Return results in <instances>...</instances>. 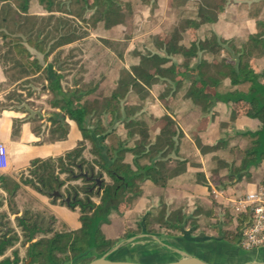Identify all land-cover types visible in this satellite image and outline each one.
<instances>
[{"label": "trees", "instance_id": "1", "mask_svg": "<svg viewBox=\"0 0 264 264\" xmlns=\"http://www.w3.org/2000/svg\"><path fill=\"white\" fill-rule=\"evenodd\" d=\"M140 1L147 3L148 0ZM195 1L196 17L180 19L170 32L157 39L156 50L140 54V65L134 68V76L121 69L109 96L89 100L97 86L80 85L75 81L66 89L62 84L63 71L67 69L64 65L71 57L69 54L62 58L63 41L75 40V32L72 28L67 30L69 23L63 16L81 19L92 30L102 25L109 31L123 26L133 17V4L123 0H38L49 16L46 24L37 29V18L30 14L29 0H0V65L4 74L15 71L18 82L30 85L29 96L36 93L32 85L42 80L47 82L45 91L52 96L49 105L53 111L47 119L52 139L64 141L67 138L68 120L75 122L81 133V140L74 148L57 157L33 159L15 179L0 174V189L6 194L9 209V213L0 215V264H25L17 250H13L12 256H6L20 240L10 226L9 214L17 213L15 197L22 185L47 196L52 204L77 211L81 223L78 230L56 231L51 227L53 217L46 223L40 213L29 210L16 216L23 241L29 244L27 256L33 260L31 264H88L96 258L90 255L100 257L117 244L102 233L101 227L111 222L112 213H123L120 208L125 206L131 194L137 198L146 182L166 187L170 179L184 173L187 165L195 162V158L180 157L184 134L168 115L146 117L142 108L127 104L130 93L137 88L143 89L138 81L148 87L163 84L165 90L159 99L166 108L170 109L166 96L184 89L183 98L190 100L205 115L215 112L217 104H224L230 108L228 124L239 118L238 112L258 121L254 131L235 130L238 135L248 138L250 145L241 150L240 164L229 167L230 180L249 175L252 167L264 162V69L252 70L241 63L246 55L252 58L264 56V32L252 34V48L237 46L233 40L215 33L204 41L186 45L185 33L203 23L214 22L228 4V0ZM158 2L152 1L151 10ZM56 12L60 15L55 16ZM31 18L33 22L26 28ZM53 19L57 21V27L51 26ZM48 27L51 30H47ZM179 59L185 64H179ZM140 92L139 99L145 100L149 92ZM5 110L25 112L0 106V111ZM24 123L29 121L22 116L13 119V136L20 133ZM118 126L123 128V133H119ZM159 127L162 130L155 138L152 132ZM166 128L172 129L167 139H163ZM32 131L41 137V127ZM195 143L202 154L224 152L230 145L222 140L213 146H204L198 137H195ZM170 163L174 165L170 166ZM218 171L219 165L212 171V176ZM55 192L60 196L54 197ZM1 196L2 205L5 198ZM66 198L70 200L67 202ZM151 215V212L146 213V231ZM208 216L213 217L212 210ZM5 218L7 222L3 221ZM187 220L183 214L168 215L161 227L168 233L181 232V228L186 229ZM193 225L198 228L196 222ZM241 226L239 223L235 230H225L220 225L214 230L222 241L239 246ZM141 232L142 225L139 224Z\"/></svg>", "mask_w": 264, "mask_h": 264}, {"label": "rangeland", "instance_id": "2", "mask_svg": "<svg viewBox=\"0 0 264 264\" xmlns=\"http://www.w3.org/2000/svg\"><path fill=\"white\" fill-rule=\"evenodd\" d=\"M123 1L133 4L134 15L132 18H129L123 26L115 27L109 31L105 30L102 25L92 30L91 27L81 19L68 15L63 16L69 23L67 30L72 28L75 32L74 41L70 43H65V41H63L64 53L62 58L69 54L71 55L68 62L64 65L67 68L63 71L65 78L62 84L64 88H70L75 81L80 85H90L89 87L95 85L97 89L88 99H104L113 91L119 72L121 69H124V65L130 67L134 62L140 60V54L154 51L153 45L151 44L154 32H170L180 19L190 18L196 14L195 0H187L186 2L171 0L169 6L166 4L164 6L165 2L159 0L160 2H158L154 10H151V3L153 0H148L147 3H143L140 0ZM29 2L30 14L37 18V29L41 28L43 24H46L49 14L39 5L38 0H29ZM246 7L248 8V6ZM257 8V5L253 6L251 9L252 13L257 10ZM59 15L58 12L55 13V16ZM31 22H33L32 18L26 25V28H29ZM57 25V21L53 19L51 26L57 27ZM47 30H51V27H48ZM257 31L264 32V26L260 27ZM133 40L136 41L133 42ZM184 43L187 45L188 39L185 38ZM15 77V71L9 72L8 75L4 74L0 65V106L25 111L14 113L28 120L32 129L41 127V137L43 141L51 139L52 136L48 132L50 123L47 119L53 111L49 105V100L52 96L49 92L45 91L46 88L42 89L46 87L47 82L42 80L32 85L31 87L36 93L29 96L30 85L18 82ZM141 90L147 89H135L134 92L127 96V104L129 106L133 105L136 108H142V113L146 117H155L159 115L160 112L155 111L156 101L153 96L162 94L165 90V86L156 85L152 87V93L149 92L145 100L139 99V96L142 94L140 92ZM181 94L182 92L175 100H171L166 96V100H168L167 102L172 110L171 112H175L177 109L178 112L179 109H189V104L188 106L182 105V108H177L179 104H183L181 101ZM229 127L232 129V133L227 131ZM171 129L172 128L165 129V133L162 137L163 139H167ZM161 130V127L153 130L152 136L155 138L158 137ZM118 131L119 133L124 132L121 126H118ZM245 131L247 130L244 129L241 132ZM221 132V139L228 141L230 145L224 152L219 153V157H215L216 162L218 161L217 163L215 162V169L212 166L209 168V172H207L208 176H210L212 168L216 170L217 165H219L218 174L210 178L216 182V184L212 182L215 189L224 192L223 197L216 198L210 186L209 190H207L208 192L201 194L199 197H187L184 194L179 195L175 193L172 194L171 199L166 202L164 195L157 194L154 206L147 211V213L151 212L153 215L150 216L151 221L148 228L149 230L146 231L149 237L141 238L126 244L118 251L111 254L110 258L112 260H131L140 261L143 264H161L175 261L180 258L179 254L173 251L174 249L189 248L188 250H191L189 251L190 255L198 257L209 264H245L254 261L255 256L253 254H255V252H247L239 246L222 241L214 228L221 225L225 230L236 229L237 215L230 208L228 198L234 195L232 192L235 193V197L242 192L254 189L256 185L264 184V162L257 167H252L249 175L242 178L236 176L233 177V180H230L228 178L230 175L229 167L231 165L240 164L242 158L241 150L247 148L250 142L248 138L238 135V133L233 130L232 124H221ZM240 178L241 180H239ZM203 181V178L200 176L196 177V182L200 187L208 186L206 180L205 183ZM144 194H146V192H142L137 198L134 197V194H131L125 206L120 208L123 213L121 215L117 214L118 217H120L119 220L116 218L118 221H115L113 225L109 226L108 224H104L101 227L102 233L107 238L113 239L118 244L129 237L142 233H139V224L142 223L144 216L146 218V213L132 217L131 212L138 206L137 202ZM1 197L0 195V200ZM96 202H98L97 199ZM2 204L3 205L0 204V215L4 212L9 213L4 206L5 202H2ZM211 210L213 217L209 218L208 214ZM196 212H198L197 215ZM182 214L188 218L186 229L183 227L185 231H191L193 237H213L215 238L214 242L197 246L189 242L186 244L183 242L184 238L182 232L168 233L166 229L161 227L164 218L168 215L177 216ZM41 215L46 218V223L51 220V216L47 214ZM15 217L14 215H9L10 226L19 235L20 240L12 249L6 252V256H12L13 250H17L22 257V262L26 263L29 260V257L26 255L29 244L24 243L22 231L17 227ZM230 218L232 221L229 222ZM3 221L7 222V219L5 218ZM193 221L196 222L198 228L196 227L195 229ZM51 227L59 231L54 222ZM129 232L130 234H128ZM10 234L13 233L11 232ZM150 235L156 236L163 244L170 246L171 250L162 246L158 241L151 238ZM50 236L51 234L49 237ZM201 246L214 249L209 252L204 250V248L201 249ZM90 256L98 257L96 255ZM32 261L31 259L29 264H31ZM262 261H264V259ZM68 264H80V262Z\"/></svg>", "mask_w": 264, "mask_h": 264}, {"label": "crops", "instance_id": "3", "mask_svg": "<svg viewBox=\"0 0 264 264\" xmlns=\"http://www.w3.org/2000/svg\"><path fill=\"white\" fill-rule=\"evenodd\" d=\"M165 2L169 6L171 0H160ZM159 1V2H160ZM228 4L225 10L217 15V18L214 22H206L197 27L196 29L185 33L184 37L188 39L189 42L193 41H204L211 33L217 34L219 37L233 40L237 46L246 45L249 48H252L251 36L254 33H257L260 27L264 26V1L259 0H228ZM256 3V4H255ZM257 5V10L253 13L251 11L252 7ZM248 6V8L246 7ZM263 8V9H262ZM170 9V8H169ZM196 14L190 18H195ZM168 31L161 32L157 31L153 33L152 45L153 49L156 50L155 44L157 39L167 33ZM111 33V32H110ZM136 40H133V42ZM231 52V49L229 50ZM179 64L184 65L185 61L182 59L178 60ZM242 66L251 67L252 70H257L258 68L264 69V56L258 57H242ZM140 65V60L134 62L130 67L124 65L126 69L132 76L134 68ZM141 86L147 89L148 92H151L152 87L156 85H162L161 83L154 84L152 86H146L141 81H138ZM181 94L183 104H179L177 108H182V105L189 106V109L183 110L179 109V112H171L172 110L166 108L164 104L160 101L159 96L155 97V111L160 112L159 115L155 117H162L163 115H168L177 125V127L184 134V142L181 144L180 157L183 158H195V162H190L187 165V170L179 174L178 176L169 180L166 187H157L150 182H146L142 186V192L146 194L142 195L137 204L138 206L132 210V217L140 216L141 214L147 213L154 206L156 196L164 195L166 201L171 199L172 194H184L187 197H199L201 194L208 192L209 186L212 189V192L215 189L213 186L212 171L210 176H208L209 168L214 167L216 158L219 157V151L208 152L202 154L196 146L195 137H198L201 143L204 146H213L217 142L222 141L221 139V124L230 122V108L224 104H217L214 109L215 112L210 114H203L200 109L193 105L190 100L183 98L184 89L178 91L174 95L168 97L171 100L178 98V95ZM180 97V98H181ZM173 109V108H172ZM175 109V108H174ZM2 112V113H1ZM14 111H0V142L3 143L7 148V160L8 164L5 168L0 169V174H4L9 178H16L17 174L27 168L30 162L36 158H48V157H57L62 155L68 150L74 148L78 141L81 140V133L75 122L68 120L69 123V133L67 138L64 141H57L54 139L42 140V137H38L33 133V129L30 123H24L21 126L20 133L17 136H13V119L19 117ZM239 118L232 123L233 130L243 131L251 130L254 131L258 128V121L252 119L249 115L238 112ZM232 128V126H231ZM230 127L227 129L229 133H232ZM219 159V158H217ZM218 162V161H217ZM216 162V163H217ZM174 163H170V166H173ZM215 169V167H214ZM208 171V172H207ZM200 176L203 178L204 183L208 186L200 187L196 182V177ZM0 195H3L5 200L4 206L6 210L8 209V204L6 201V194L0 189ZM173 197V196H172ZM185 197V196H184ZM162 198V197H161ZM192 199V198H188ZM160 200V199H159ZM3 205V204H2ZM15 209L17 212L14 216H21L24 211L29 210L37 212L40 214H47L54 218V223L57 230H78L81 227L79 221V213L77 211H72L65 206H60L52 204L50 199L42 195L28 186H21L16 197H15ZM10 215V214H9ZM116 218H119L118 215L114 212L111 215V222L109 226L113 225L115 221H118ZM14 219V218H12ZM207 237L202 243H191L192 245H204L205 243H213V237ZM111 239V238H110ZM187 244V240H183ZM194 245V246H195ZM202 247V248H201ZM200 248L207 251H211L214 248H205L201 246ZM188 254L189 248H178ZM253 254L255 256L254 261L264 262V249H259ZM27 255V254H26ZM20 256V254H19ZM21 262L22 257L20 256ZM23 263V262H22Z\"/></svg>", "mask_w": 264, "mask_h": 264}, {"label": "built area", "instance_id": "4", "mask_svg": "<svg viewBox=\"0 0 264 264\" xmlns=\"http://www.w3.org/2000/svg\"><path fill=\"white\" fill-rule=\"evenodd\" d=\"M7 148L0 142V169L7 166ZM215 197H223V191H213ZM234 195L235 193L232 192ZM228 198L230 208L237 215L236 224L240 227L239 247L251 252L264 249V185Z\"/></svg>", "mask_w": 264, "mask_h": 264}, {"label": "water", "instance_id": "5", "mask_svg": "<svg viewBox=\"0 0 264 264\" xmlns=\"http://www.w3.org/2000/svg\"><path fill=\"white\" fill-rule=\"evenodd\" d=\"M44 88L45 87H43L42 89H44ZM98 183H100V180H98ZM53 195H54V197L60 196L59 192H55ZM66 200L68 202L70 199L66 198ZM144 222H145V217H143L142 223H141V225H142V233L141 234L129 237L125 241H122V242L116 244L113 248L108 250L105 254H103L102 256H100L98 258L93 259L88 264H143V263L138 262V261H125V260L124 261H116V260L110 259V256H111V254L118 251L120 248H122L126 244L132 243L133 241L141 239V238L149 237V235L146 234V227H145ZM181 232L183 233V238L185 240H187L188 242H191V243H202L205 240H207V237H205V236L193 237L191 235V231L187 232L183 228H181ZM150 237L153 238L154 240L158 241L162 246L167 247L168 249H171L170 246L163 244L156 236L150 235ZM174 251L179 254L180 258L178 260H175V261H170V262L161 263V264H209V263L199 259L198 257L192 256V255H190V254H188L182 250L174 249ZM30 261H31V258H29V260L25 264H29ZM245 264H264V262L252 261V262H248Z\"/></svg>", "mask_w": 264, "mask_h": 264}]
</instances>
